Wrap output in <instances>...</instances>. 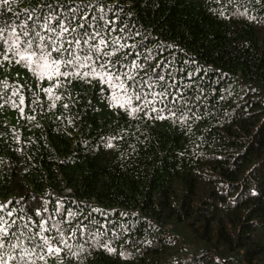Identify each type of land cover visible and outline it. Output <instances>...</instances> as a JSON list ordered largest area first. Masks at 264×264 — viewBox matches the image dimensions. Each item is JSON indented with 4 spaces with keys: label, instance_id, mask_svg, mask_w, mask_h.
<instances>
[{
    "label": "trees",
    "instance_id": "trees-1",
    "mask_svg": "<svg viewBox=\"0 0 264 264\" xmlns=\"http://www.w3.org/2000/svg\"><path fill=\"white\" fill-rule=\"evenodd\" d=\"M103 3L131 9L133 25L156 38L141 51L174 45L180 82L194 73L190 95L200 99L183 121L177 113L131 122L84 84L64 112L62 101L50 107L46 78L0 58V94L7 83L23 85L25 97L24 118L18 107L0 108V204L22 203L36 231L35 212L47 207L45 235L56 237L72 209L71 232L86 230L88 240L77 236L79 264H264V12L251 0ZM14 19L0 13V25Z\"/></svg>",
    "mask_w": 264,
    "mask_h": 264
},
{
    "label": "snow or ice",
    "instance_id": "snow-or-ice-1",
    "mask_svg": "<svg viewBox=\"0 0 264 264\" xmlns=\"http://www.w3.org/2000/svg\"><path fill=\"white\" fill-rule=\"evenodd\" d=\"M23 2L27 0H0V13L15 16L14 20L0 25V58L4 65H23L38 79L46 78L48 86L41 87L52 101L51 108L57 107L56 101H62L64 112L70 111L77 99L72 89H82L84 84L91 86L96 98L106 102L120 119L130 117L131 122L161 120L165 114L175 117L177 113L183 121L184 109L192 100L200 99L199 95H190L192 81L196 79L194 73H188L186 85L180 82L184 78L178 77L177 72L185 69L177 68L179 56L170 51L174 45L157 41L153 48L141 51L156 38L145 35L133 25L131 9L126 10L119 4L105 5L103 0H80L79 3L30 0V6L21 11L19 5ZM251 3L260 6L258 12H264V0H251ZM125 11L129 13L128 18ZM249 19L254 18L249 16ZM165 52L169 54L163 55ZM193 63L192 58L185 60V64ZM196 71H200L199 67ZM23 90V85L18 90L17 87L9 89L5 83L0 94V108L18 107L24 118ZM87 107L91 108V103ZM27 119L31 122L34 117ZM56 119L61 120V117ZM74 124L75 121L68 118L66 130L70 131ZM144 127L149 126L145 124ZM13 138L19 142L15 131ZM108 147H112L111 141ZM61 208L63 205L58 204L56 211ZM48 211L47 207L36 210L35 217H40L39 231H36L37 226L24 214L22 203L10 210L8 205L0 204V264H46L48 261L79 264L80 254L73 251V247L80 248L83 253L77 236L84 235V242L88 243L86 230L71 232L72 217L76 213L68 209V227L59 237L46 236V219L42 212ZM47 219L56 227L53 216ZM86 220L91 222L92 216ZM69 240L76 244H70ZM104 247L108 253L117 255L112 247ZM89 251H92L91 245ZM119 255L123 257L124 253Z\"/></svg>",
    "mask_w": 264,
    "mask_h": 264
}]
</instances>
